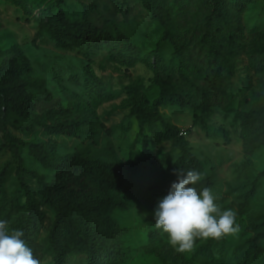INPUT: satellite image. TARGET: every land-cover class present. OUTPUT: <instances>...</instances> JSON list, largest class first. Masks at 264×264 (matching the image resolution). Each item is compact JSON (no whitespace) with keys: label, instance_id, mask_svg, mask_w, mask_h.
I'll return each mask as SVG.
<instances>
[{"label":"trees","instance_id":"obj_1","mask_svg":"<svg viewBox=\"0 0 264 264\" xmlns=\"http://www.w3.org/2000/svg\"><path fill=\"white\" fill-rule=\"evenodd\" d=\"M175 1L143 0L157 25L143 30L150 38L149 47L156 61L153 66L155 76L150 85L143 78L132 79L122 100V107L127 111L126 129H137L135 141L127 152L135 169L155 163L153 145L160 138L153 133L158 124L173 150L180 153L169 179L161 185L166 195L171 184L177 181L176 170L186 171V165L197 170L201 164L189 142L181 136V131L168 123L160 108L193 109L194 125L204 126L214 105H228L240 60L248 53V43L237 17L246 6L245 0ZM42 6L48 17L63 28L81 34L94 32L100 38L115 36L130 49L138 47V43L123 32L117 31L113 35L110 25H106L108 22L98 27L85 20L68 19L63 0L56 5L42 2ZM156 8L161 10L160 16ZM158 34L160 36L155 38ZM100 44L103 45L101 41L91 43L87 48L89 54H101ZM105 50L111 60L126 62L113 48L106 47ZM94 62L89 57L77 77L83 95L68 90L72 101L67 106L43 114L52 133L76 138L95 132V124L92 120H85L81 110L86 109L96 118L100 108L115 97V92L110 82L98 75ZM20 66L28 74L33 71L29 62ZM28 86L40 90L38 101L50 98V91L39 88L37 82H26L25 88ZM0 99L3 100L2 103L0 100V131L4 133L13 156L0 172V220L8 221L9 233L14 229L22 230L21 239L42 264L47 261L66 264L73 256L85 257L84 264H119L127 255L123 233L114 221L115 212L123 206L125 194L123 162H106L85 157L82 153L63 156L45 142L30 141L26 143L29 155L45 171L53 174L28 169L20 154V145L8 127L13 125L20 132L29 130L33 122L28 107V103L32 104V95L26 91L24 97L17 100L14 93L5 88L4 75L0 71ZM238 114L242 115L245 127L253 134L252 144L264 146V101H259L253 110ZM12 173L20 187L16 193L8 194L7 185ZM263 178L264 171L252 176L250 189L234 198L235 219L248 217L251 220L250 238L237 254L235 264H264V211L251 213ZM30 181H35L36 186L33 187ZM91 205L104 223L111 226L108 235L90 219ZM153 239L158 243V250L165 251L169 247L168 235L162 229H156ZM227 242V235L220 239L198 238L193 247L195 257H202L203 264H232L222 258ZM177 258L180 264H191L187 252ZM164 264L177 263L165 258Z\"/></svg>","mask_w":264,"mask_h":264},{"label":"rangeland","instance_id":"obj_2","mask_svg":"<svg viewBox=\"0 0 264 264\" xmlns=\"http://www.w3.org/2000/svg\"><path fill=\"white\" fill-rule=\"evenodd\" d=\"M58 1L0 0V71L4 75L5 88L11 90L17 100L24 97L26 91L33 99L31 105L28 103L33 117L29 130L20 132L13 125H9L8 129L20 145V154L27 168L34 172L53 174L45 171L29 155L26 143L30 141L45 142L63 156L82 153L85 157L106 162L122 161L125 167L122 178L125 194L123 206L115 212L114 221L123 233L127 255L119 264H164L165 258L180 264L177 255L181 253H177L170 244L165 251L158 250V243L153 239L157 229L154 211L159 200L166 196L161 185L169 179L180 153L175 152L171 142L161 134L160 124L155 126L153 133L160 138L153 145V165L135 169L127 153L135 141L137 129H126L127 111L122 107V100L125 88L132 79L143 78L148 85L154 79L153 66L156 61L149 47V35L143 32L150 25L157 26L152 13L143 0H63L68 19L85 20L98 27L108 22L106 25H110L113 35L120 31L138 43L136 49H130L115 36L100 38L94 32L81 34L63 28L48 17L42 6V2L56 5ZM245 1L246 6L237 17L248 43V53L240 60L228 105H214L204 126L194 125L193 109L179 106L160 108L168 123L181 131V136L189 142L200 161V168L194 169L201 173V181L195 185L197 191L209 188L221 211L231 209L235 213V195L249 190L251 177L264 171V146L252 144L253 134L245 127L242 115L238 114L249 112L259 101H264V0ZM203 2L206 3V0ZM155 11L160 16L161 10L156 8ZM159 36L155 35V38ZM98 41L103 43L99 45L101 54H89L88 46ZM106 47L113 48L126 62L111 60ZM89 57L96 61L98 75L110 82L115 97L100 108L96 118L85 108L81 110L83 118L95 124L93 135L72 138L52 133L46 126L43 114L53 108L67 106L72 101L68 90L83 95V88H78L77 77ZM26 62L33 69L30 74L20 66ZM26 82H37L39 88L50 91V98L38 101L40 90L29 86L26 89ZM110 130H113L112 134ZM0 150L1 172L5 163L13 160L2 131ZM190 169V166H185L186 171ZM30 182L33 187L36 186L35 181ZM19 187L20 182L12 173L7 185L8 194L16 193ZM91 209L90 219L101 232L108 235L112 231L111 226L104 223L92 205ZM261 211H264V178L260 181L251 213ZM250 221L248 217L235 219L234 227L238 230L227 234L228 242L222 255L227 262L235 264L237 254L246 247L245 243L250 238ZM187 253L191 264L204 263L202 257H195L194 249ZM84 262L85 257L73 256L66 264Z\"/></svg>","mask_w":264,"mask_h":264},{"label":"clouds","instance_id":"obj_3","mask_svg":"<svg viewBox=\"0 0 264 264\" xmlns=\"http://www.w3.org/2000/svg\"><path fill=\"white\" fill-rule=\"evenodd\" d=\"M177 181L159 200L155 211V227L168 235L177 253L191 252L198 238L220 239L237 231L235 212L223 210L207 187L197 191L201 173L194 169L176 170ZM22 230L8 231V221L0 220V264H42L21 237Z\"/></svg>","mask_w":264,"mask_h":264}]
</instances>
